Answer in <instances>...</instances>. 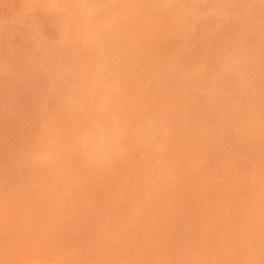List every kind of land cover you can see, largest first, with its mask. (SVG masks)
I'll use <instances>...</instances> for the list:
<instances>
[{
	"label": "rangeland",
	"instance_id": "rangeland-1",
	"mask_svg": "<svg viewBox=\"0 0 264 264\" xmlns=\"http://www.w3.org/2000/svg\"><path fill=\"white\" fill-rule=\"evenodd\" d=\"M150 1L0 0V264H264V0Z\"/></svg>",
	"mask_w": 264,
	"mask_h": 264
},
{
	"label": "bare ground",
	"instance_id": "bare-ground-1",
	"mask_svg": "<svg viewBox=\"0 0 264 264\" xmlns=\"http://www.w3.org/2000/svg\"><path fill=\"white\" fill-rule=\"evenodd\" d=\"M108 1H110V0H108ZM130 1V0H129ZM134 1V0H133ZM183 1H186V0H183ZM188 1V0H187ZM193 1H197V2H199L198 4H197V11H198V14L200 13V14H202V12L201 11H205V13H207V11H209V10H214V12H213V14H211L212 13V11H210V14L209 15H212L211 16V18H213V20H211V21H209V23H207V21H206V24L209 26H207L206 28H208V30L209 31H211L212 30V28H213V30H214V32H215V34H216V32H217V29H221V31H222V29L224 28V27H222V26H220L222 23H221V20H223V19H225L224 18V13L226 12V13H228V12H230L229 10H231V12L232 11H235L236 9H237V7H241V8H243V9H245V8H247V7H251V3H250V1L249 0H207V1H204V3L202 2V1H200V0H193ZM127 2H128V0H127ZM139 2V1H138ZM138 2H136L137 4H138ZM189 2V1H188ZM188 2H186V4H189ZM119 3V2H118ZM118 3H116L117 5L116 6H118L119 7V4ZM129 3V4H128ZM127 4L129 5V7L131 6V7H134V4L132 3L131 4V2H128ZM156 3H159V0H152V2L150 1V6L151 5H153V4H156ZM200 3H201V5H200ZM125 4H126V2H125ZM160 4V3H159ZM170 4H172V3H170ZM185 4V3H184ZM185 4V5H186ZM139 5V7H141V6H143V5H140V4H138ZM167 5V4H166ZM175 5V4H174ZM192 5V4H191ZM198 5H200V6H198ZM204 5V6H203ZM169 6V5H168ZM167 6V7H168ZM172 6H173V4H172ZM201 6H203V8H201ZM104 7V6H103ZM130 7V8H131ZM138 6L137 7H134V8H139ZM189 9H188V8ZM117 8V7H116ZM169 8V7H168ZM171 8V7H170ZM174 8H175V6H174ZM177 8V7H176ZM186 8H187V11H185V12H182V14H183V16H182V18H181V20L180 19H178V22L179 23H181L182 22V24H184V27H187L188 29L190 28V26H194V25H192V24H194L195 23V16H196V12H193V11H190V9L192 10L193 8L192 7H189L188 5L186 6ZM241 8H240V11H241ZM172 9H173V7H172ZM200 9V10H199ZM203 9V10H202ZM239 9V8H238ZM249 9V8H248ZM248 9H246V10H248ZM130 10V9H129ZM127 10L128 12L127 13H129V15H130V13H131V16L130 17H132V18H130V19H133V18H136V17H133L134 15H136V14H138L136 11H141V10H133V12H131L132 10ZM176 10V9H175ZM179 10V11H178ZM245 10V12H247ZM150 11V10H149ZM149 11L147 12L148 13V15L150 16L151 14L149 13ZM176 11H178V12H180V9H178L177 8V10ZM175 11V12H176ZM184 11V10H183ZM124 12V11H123ZM242 13H243V11H241ZM126 13V12H125ZM177 13V12H176ZM133 14V15H132ZM142 15H143V13H141ZM180 14H181V12H180ZM180 14H178L177 13V15L178 16H180ZM181 14V15H182ZM199 14V15H200ZM208 14V13H207ZM233 14H235V13H233ZM248 14V13H247ZM153 15V14H152ZM176 15V16H177ZM232 15V14H231ZM138 16V15H137ZM177 16V17H178ZM223 16V17H222ZM220 19H219V18ZM221 17H222V19H221ZM140 18V17H139ZM138 18V19H139ZM179 18V17H178ZM210 18V19H211ZM244 20V19H243ZM202 21V20H201ZM200 21V22H201ZM204 21V20H203ZM224 21V20H223ZM225 21H227L226 19H225ZM229 21V20H228ZM160 22V23H159ZM158 23H159V25H155L156 26V28H154L153 26V28H145V29H139V31H137L136 30V33H138L137 35H139L140 37H141V42H140V45L142 46V47H144V48H146V47H150V46H152V44L155 42L156 43V38H157V36L155 37L154 35L155 34H153L152 35V31H153V29H155L154 31H157L156 29H158V26H160V27H162L161 26V24L162 25H165L166 23H168V21L164 18V19H162V20H160V21H158ZM197 23H198V21H197ZM217 23H220L219 24V26H217ZM226 23V22H225ZM229 23V22H228ZM242 23V22H241ZM230 24H231V22H230ZM201 25H202V23H201ZM229 25V24H228ZM166 26V25H165ZM200 26V25H199ZM235 26H237V23L234 25V27ZM241 26V25H240ZM244 26V25H243ZM159 27V28H160ZM164 27V26H163ZM162 27V28H163ZM192 27H191V29H192ZM234 27H232V28H234ZM205 28V29H206ZM230 28V27H229ZM245 28V27H244ZM164 29H167V27H164ZM163 29V30H164ZM225 29V28H224ZM227 29H228V27H227ZM170 30V29H169ZM213 30H212V32H213ZM229 30V29H228ZM173 31H175L174 29H173ZM172 30H171V32H173ZM230 31H232V30H230ZM234 31H236V29L234 28ZM135 32V31H134ZM187 32V31H186ZM220 32V31H219ZM224 32V31H223ZM135 33V34H136ZM173 34H174V32H173ZM175 34H176V31H175ZM174 34V35H175ZM220 34V33H219ZM172 35V34H171ZM193 35V34H192ZM210 35H211V33H210ZM212 36H214V34H212L211 35V37ZM216 36V35H215ZM222 36V35H221ZM162 37V36H161ZM160 37V39H161V41H162V38ZM204 37V36H203ZM217 37V36H216ZM248 37V36H247ZM174 38H175V36H174ZM177 38V37H176ZM175 38V39H176ZM205 38V37H204ZM157 39H159V38H157ZM165 39H166V37H165ZM206 39V38H205ZM217 39H219V38H217ZM164 40V39H163ZM168 40H172L173 42H168ZM168 40H167V43H169V44H172V43H177L178 42V40H177V42H176V40L174 41V39L172 38V39H169L168 38ZM221 40H223V39H221ZM158 41V40H157ZM160 41V40H159ZM182 41V40H181ZM218 41V40H217ZM231 41V40H230ZM230 41H229V43H230ZM203 42V41H202ZM221 42V41H220ZM124 44H126L127 42H123ZM154 43V44H155ZM163 43V42H162ZM179 43H180V40H179ZM179 43H177L178 45H179ZM218 43V42H217ZM222 43H224V42H222ZM235 42H232L231 44H234ZM157 44H158V42H157ZM165 44H166V41H165ZM176 44V45H177ZM200 44H203V43H200ZM204 44L208 47H210V45L212 46V42L209 40V41H206L205 40V42H204ZM219 44V43H218ZM236 44V43H235ZM234 44V45H235ZM167 45V44H166ZM173 45H175V44H173ZM180 45L181 46H187V44H185L184 45V43H183V45H182V43H180ZM179 45V46H180ZM168 46V45H167ZM204 46V45H203ZM202 46V47H203ZM213 46H214V44H213ZM212 46V47H213ZM212 47H210L211 49H212ZM218 47V46H217ZM219 47H221V45L219 46ZM218 47V48H219ZM169 48V47H168ZM187 48V47H186ZM203 48H205V47H203ZM167 49V48H166ZM165 49V50H166ZM170 49H171V47H170ZM169 49V50H170ZM185 49V48H184ZM206 49V48H205ZM207 49H209V48H207ZM217 49V48H216ZM175 50V49H174ZM178 50V49H177ZM187 50H188V48H187ZM213 50H214V48H213ZM212 50V51H213ZM229 50H232V49H229ZM234 50V49H233ZM128 51V50H127ZM209 51V50H208ZM128 53H130L129 51H128ZM127 53V54H128ZM127 54H126V56H127ZM129 55V54H128ZM133 55V54H132ZM125 56V57H126ZM129 56H131V55H129ZM236 57V58H235ZM233 58H235V59H233ZM233 58H232V60H230L229 62H227V63H222V62H219V63H221L220 64V66L219 67H217L216 69H218L219 70V72L217 71V72H215L216 71V69L214 68V66H210L211 68H213V69H215V71H214V74H212V75H210V76H212L211 77V79L212 80H209V81H214L215 83L217 82L218 84L220 83V90H222V91H220V92H225L228 96H232L234 99L236 98L237 99V97H238V99L240 100V98L242 99V97H243V95L244 94H242L241 95V93L239 94V92H241V91H243V89H244V86H247L249 83L246 81V80H244V83H242V82H240L241 81V79H240V81L238 80V78H237V80L239 81V84H237L238 82L237 81H235L234 80V78L232 77V76H230L231 74H228V76L229 77H227V76H225V78H224V76H223V74L221 75L220 73H221V71H220V69L221 70H224L225 69V67H234V69H236L237 67V69H239V67H240V65H238V60H237V56H233ZM239 58V57H238ZM142 61V60H141ZM232 61V62H231ZM138 62H140V60L138 61ZM143 62H145V61H143ZM143 62H140V63H143ZM210 62V61H209ZM208 62V63H209ZM240 62V61H239ZM140 63H137V64H135V65H137V68H138V64H140ZM206 63V62H205ZM218 63V62H217ZM144 64V63H143ZM142 64V65H143ZM211 64V63H210ZM212 64H214V63H212ZM246 64V63H245ZM142 65H140V66H142ZM208 65V64H207ZM207 65H205L204 64V66H201L200 68H201V70H199V71H202V67H204V70H206V69H209V68H207L208 66ZM248 64H246L245 66H244V68H246L249 72H251V73H254L255 72V68H258L259 67V69H260V67H262V69L261 70H259V71H261V74L262 73H264V71H262V70H264V65H260V63L258 64V63H254V64H251V65H248ZM145 66V65H144ZM216 66H218V65H216ZM135 67V66H134ZM243 67V66H242ZM210 68V69H211ZM141 69V68H140ZM212 69V70H213ZM231 69V68H230ZM230 69H228V70H230ZM233 69V68H232ZM233 69V72L235 71ZM242 69V68H241ZM198 71V72H199ZM204 72V71H203ZM202 72V73H203ZM206 73H207V71H205ZM201 72H200V74H202ZM205 73V74H206ZM216 73H217V75H216ZM219 73V74H218ZM259 74V73H258ZM260 74V75H261ZM227 77V78H226ZM239 77H241V75L239 76ZM243 79V78H242ZM237 82V83H235V82ZM208 83V82H207ZM207 83H206V85H207ZM213 83V82H212ZM221 87H222V89H221ZM207 88V87H206ZM209 89V88H208ZM206 91V90H205ZM208 91V90H207ZM242 96V97H241ZM226 98V97H225ZM235 99V100H236ZM226 99H224V100H222L223 102L225 101ZM229 101V100H228ZM230 101H234V100H231L230 99ZM229 101V102H230ZM227 102V101H226ZM207 103V102H206ZM227 104V103H226ZM222 105H223V103H222ZM69 111V110H68ZM67 112V111H66Z\"/></svg>",
	"mask_w": 264,
	"mask_h": 264
}]
</instances>
